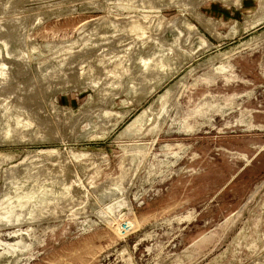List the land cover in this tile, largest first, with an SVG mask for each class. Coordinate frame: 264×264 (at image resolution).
Wrapping results in <instances>:
<instances>
[{
    "label": "rangeland",
    "instance_id": "374dc122",
    "mask_svg": "<svg viewBox=\"0 0 264 264\" xmlns=\"http://www.w3.org/2000/svg\"><path fill=\"white\" fill-rule=\"evenodd\" d=\"M0 264H264V0H0Z\"/></svg>",
    "mask_w": 264,
    "mask_h": 264
},
{
    "label": "bare ground",
    "instance_id": "6f19581e",
    "mask_svg": "<svg viewBox=\"0 0 264 264\" xmlns=\"http://www.w3.org/2000/svg\"><path fill=\"white\" fill-rule=\"evenodd\" d=\"M16 248H18V249H20V250H23L24 249V247L21 245V242L20 243H18V244H16V246H15ZM3 253V252H2ZM5 253V252H4ZM13 254V253H12ZM14 255V254H13ZM2 256V255H1ZM4 256V255H3ZM16 256V255H15ZM18 260V259H17ZM19 262V261H18Z\"/></svg>",
    "mask_w": 264,
    "mask_h": 264
}]
</instances>
